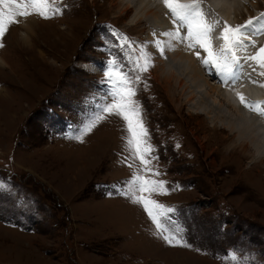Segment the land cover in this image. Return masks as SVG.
Instances as JSON below:
<instances>
[{"label":"rangeland","instance_id":"374dc122","mask_svg":"<svg viewBox=\"0 0 264 264\" xmlns=\"http://www.w3.org/2000/svg\"><path fill=\"white\" fill-rule=\"evenodd\" d=\"M256 1L239 25L252 20L244 31L264 39V0ZM40 11L48 18L28 8L39 20L31 47L19 38L22 16L0 38L9 65L0 66V264H264V184L205 116L172 105L155 79L161 56L147 27L131 26L110 0H47ZM105 59L128 61L126 71L105 65L102 76ZM114 85L146 130L135 157L112 108ZM137 176L162 186L130 190ZM137 198L163 206L153 207L161 228Z\"/></svg>","mask_w":264,"mask_h":264},{"label":"bare ground","instance_id":"6f19581e","mask_svg":"<svg viewBox=\"0 0 264 264\" xmlns=\"http://www.w3.org/2000/svg\"><path fill=\"white\" fill-rule=\"evenodd\" d=\"M244 1H248L252 8L246 7L243 4ZM173 2L198 5V8L192 12L199 13L203 20L213 27L216 24L219 25L218 39L222 36L225 22L219 21L221 17L227 23L238 25L245 20L244 15L252 17L253 11L259 8L256 0H205L200 6L197 3L192 4L191 0H173ZM110 6L116 14L128 18L131 26L139 30L147 27L146 36L149 46L155 54L161 56L153 69L155 79L164 88L172 105L179 112L184 107L190 115L205 116L206 129L215 134L221 133L223 141H226L223 143L225 148L230 151L238 150L253 165L250 170L255 171L257 178L264 184V170L259 168L264 169V115L259 114L264 111L262 101L264 87H261L262 77L253 70L256 67L255 62L249 59L253 56V51L249 50L248 45L251 40L242 39L239 47L234 50L235 59L232 53L226 54V63L231 68L229 72L224 68H216L212 63L204 64V61L208 59L207 53L199 46L194 49L189 47L187 25L181 26V22L176 20L170 11L168 12L163 0H110ZM25 18H21V23L25 21L26 25L23 26V32L19 34V38L26 46L31 47L30 34H36L38 31L36 25L39 20L33 16ZM67 29L71 32L72 26L69 25L64 32H67ZM175 29L177 33H174ZM213 32L214 30L211 37L214 35ZM165 33L173 35L168 36ZM60 34L62 35L61 32ZM176 36L182 39L178 40ZM158 43L159 47H157ZM155 54H152L153 57ZM224 62L222 60V63ZM0 66L8 67L9 65L0 57ZM211 74L216 76L212 77ZM238 94L244 96L245 102L250 107L246 108L241 104ZM261 205L260 203V207Z\"/></svg>","mask_w":264,"mask_h":264},{"label":"snow or ice","instance_id":"6c2138e0","mask_svg":"<svg viewBox=\"0 0 264 264\" xmlns=\"http://www.w3.org/2000/svg\"><path fill=\"white\" fill-rule=\"evenodd\" d=\"M47 0H28V3H17V0H0V38L5 35L6 30L10 25L16 22L15 17L17 16H28V8H34L37 10L38 14L48 18L43 11H40L45 5ZM164 6L170 10L176 20L181 22V26L187 25L188 27V41L189 47L199 46L207 53L208 59L204 61L205 65L210 63L214 64L216 68H224L229 72L231 71L230 66L226 63L227 53H232L233 59H235V49L238 45L241 44L242 39L245 37V29L253 24L252 20H249L244 26L237 27L235 29L230 26L225 25L223 29V34L221 39L224 41L223 48L220 55H214L211 46V33L213 31V26L206 23L203 20V17L199 13H193L192 10L198 8V5H184L174 3L173 0H163ZM165 35L172 36L171 33H165ZM176 39H182L179 36L175 37ZM195 42V43H193ZM159 47V43L157 44ZM199 58V53L197 54ZM250 60L257 62L261 69H264V47L259 49L257 55L249 57ZM222 60L225 61L222 63ZM255 71V69H253ZM260 75H264V72H261ZM127 80V77L124 80L120 81L119 84H123ZM116 90L112 94L113 101H120L119 104L113 103L112 108L116 110L115 114L122 116V118L127 122L128 132L131 134V139L128 140V145L130 151L135 157L138 154H143L140 148V145L143 142L146 143V130L142 128V123L138 119V110L134 102H131L127 99L126 96L121 95V89L118 85H114ZM264 87V85H261ZM131 91L128 92V96L133 95ZM241 104L246 108L250 107L245 102L243 95L238 94ZM111 111V109H106ZM264 115V111L259 113ZM143 162V161H142ZM154 175L156 173H153ZM162 186V182L142 180L140 177H135L130 182V190H137L140 192H156ZM136 203L142 204L145 211L152 218L154 223H157V227L161 228L162 226L157 221V215L161 213H154L153 207L160 209L163 206L156 204L154 201L145 200L143 198H137ZM151 205V207H150Z\"/></svg>","mask_w":264,"mask_h":264},{"label":"flooded vegetation","instance_id":"af4514ba","mask_svg":"<svg viewBox=\"0 0 264 264\" xmlns=\"http://www.w3.org/2000/svg\"><path fill=\"white\" fill-rule=\"evenodd\" d=\"M109 67H110V65H109ZM115 70H116V68H115ZM135 94H136V91H135ZM136 96H137V94H136Z\"/></svg>","mask_w":264,"mask_h":264},{"label":"trees","instance_id":"16d2710c","mask_svg":"<svg viewBox=\"0 0 264 264\" xmlns=\"http://www.w3.org/2000/svg\"><path fill=\"white\" fill-rule=\"evenodd\" d=\"M263 257H264V254H263Z\"/></svg>","mask_w":264,"mask_h":264}]
</instances>
